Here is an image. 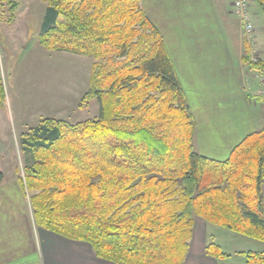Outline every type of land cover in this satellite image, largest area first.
Returning <instances> with one entry per match:
<instances>
[{
  "label": "trees",
  "instance_id": "1",
  "mask_svg": "<svg viewBox=\"0 0 264 264\" xmlns=\"http://www.w3.org/2000/svg\"><path fill=\"white\" fill-rule=\"evenodd\" d=\"M264 12V0H253ZM38 41L91 57L98 115L46 118L20 139L36 225L89 244L114 264H183L195 217L264 244V129L225 160L195 148L197 124L172 56L144 0H46ZM13 17L15 0H0ZM13 20V19H12ZM242 62L264 80L247 46ZM5 92L0 77V103ZM5 174L0 172V185ZM207 254L226 255L210 243ZM264 264V252H246Z\"/></svg>",
  "mask_w": 264,
  "mask_h": 264
},
{
  "label": "crops",
  "instance_id": "2",
  "mask_svg": "<svg viewBox=\"0 0 264 264\" xmlns=\"http://www.w3.org/2000/svg\"><path fill=\"white\" fill-rule=\"evenodd\" d=\"M214 3V0H144V8L164 36L186 91L197 124L196 151L215 160H225L247 135L264 129V95L260 94L264 84L259 73L243 64L244 45L236 60L238 73L233 72L232 54L218 32L219 42L211 38L207 42L209 50H205L207 37L198 28L214 33L210 29L211 12L206 8L215 7ZM198 5L206 9L209 17L205 15V24L200 23L204 15H194L199 21L194 29L184 21L183 13L187 16ZM248 48L250 52L251 45ZM223 236L228 237L227 244H222ZM255 242L195 217L183 264H246L244 253L264 252V245H260L263 243ZM210 243L219 245L228 257L217 259L208 255L206 248ZM0 264L114 263L98 258L85 242L39 228L25 187L18 176L12 175L9 179L5 176L0 185Z\"/></svg>",
  "mask_w": 264,
  "mask_h": 264
},
{
  "label": "rangeland",
  "instance_id": "3",
  "mask_svg": "<svg viewBox=\"0 0 264 264\" xmlns=\"http://www.w3.org/2000/svg\"><path fill=\"white\" fill-rule=\"evenodd\" d=\"M15 1L18 8L13 17L7 8L3 10V15L0 14V77L5 92L4 101L0 103V172L8 179L12 175L24 177V156L20 147L24 133L46 118L77 123L93 119L99 112L96 100L83 102L95 60L43 48L38 35L47 7L46 0ZM214 1L215 7L206 8L211 12L212 19L209 18V21L213 27L210 29L215 37L212 36L214 33L198 28L199 33L207 37L205 50H209L207 42L211 38L219 42V35L232 54L233 72L236 73L239 72L236 60L241 54L242 45L244 50L247 45L249 50L251 45V52H260L258 57L261 56L263 60L264 12L261 7L251 0L249 14L255 38L253 45V41L245 35L241 20L233 12V0ZM190 12L187 16L183 13L188 26L195 29L199 25L194 15H204L200 23L207 24L209 13L203 6L198 5ZM214 45L217 47L216 43ZM255 100L261 103V100ZM221 242L227 244L228 237L223 236Z\"/></svg>",
  "mask_w": 264,
  "mask_h": 264
},
{
  "label": "built area",
  "instance_id": "4",
  "mask_svg": "<svg viewBox=\"0 0 264 264\" xmlns=\"http://www.w3.org/2000/svg\"><path fill=\"white\" fill-rule=\"evenodd\" d=\"M251 0H233L232 6H233V12L234 14L241 20L245 35L250 39V41H253V25L251 23L250 14H249V7H250ZM254 45V44H253ZM251 59L253 61H256L259 59L258 53L255 50L250 51ZM264 84V81H262ZM261 95H264V91L260 93Z\"/></svg>",
  "mask_w": 264,
  "mask_h": 264
}]
</instances>
